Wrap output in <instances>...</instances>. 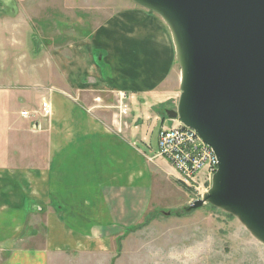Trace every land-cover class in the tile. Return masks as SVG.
<instances>
[{
  "label": "crops",
  "instance_id": "1",
  "mask_svg": "<svg viewBox=\"0 0 264 264\" xmlns=\"http://www.w3.org/2000/svg\"><path fill=\"white\" fill-rule=\"evenodd\" d=\"M28 36L33 32L11 29L0 13V264H54L111 250L144 221L161 174L159 156L139 151L147 139L137 121L161 120V130L180 125L154 113L177 97L160 98L177 57L159 17L135 6L119 10L86 39L68 43L65 57L48 50L53 44L27 50ZM29 53L47 65L31 64ZM11 65L20 67L13 77ZM27 65L35 66L33 76ZM33 80L44 91L40 99L26 95ZM120 92L131 96L125 120L115 109ZM43 98L50 118L21 116L35 111L27 101L40 107Z\"/></svg>",
  "mask_w": 264,
  "mask_h": 264
},
{
  "label": "water",
  "instance_id": "2",
  "mask_svg": "<svg viewBox=\"0 0 264 264\" xmlns=\"http://www.w3.org/2000/svg\"><path fill=\"white\" fill-rule=\"evenodd\" d=\"M168 27L181 71L171 120L213 149L212 205L264 245V0H130Z\"/></svg>",
  "mask_w": 264,
  "mask_h": 264
},
{
  "label": "rangeland",
  "instance_id": "3",
  "mask_svg": "<svg viewBox=\"0 0 264 264\" xmlns=\"http://www.w3.org/2000/svg\"><path fill=\"white\" fill-rule=\"evenodd\" d=\"M131 6L144 10L130 0H0V13L9 18L11 29L25 26L28 35L30 31L33 32L32 38L27 37V50L30 51L34 43L37 47H49L53 44L48 50L52 52L56 48L65 57L68 43L81 42L111 15ZM173 44L177 57L176 46L174 42ZM29 55L31 64L35 63L42 68L47 65L33 57L34 53ZM34 67L27 65L25 70L33 76ZM17 69L11 65V77L16 75ZM181 79L177 63V69L173 71L160 96L164 99L169 95H176V104L167 102L164 103L165 108L156 106L154 110V113H158L165 120L169 119L168 111H177ZM35 85L34 80L27 84L29 89L25 91L26 95L32 94L40 99L44 91L35 90ZM120 93V109H117L118 104L115 109L122 115L121 120H125L124 115L130 114L131 104L128 101L131 96ZM152 103L157 101L153 100ZM25 107L39 109L37 104L31 106L28 101ZM32 111L34 110L29 112ZM136 113L139 115L142 111L138 109ZM143 120L144 124L141 126V121H137V126L141 129L140 132L146 134L147 142L144 145L139 142V151L147 152L150 156H159L154 162L161 170V174L154 175V192L149 213L137 229L127 231L122 239L116 240L111 250L87 255L74 254L54 264H264V245L237 218L210 204L193 208L212 185L202 183L197 189L183 186L175 169L159 155V132L163 122L153 118ZM165 128L170 126L165 124ZM163 163L172 169L174 177L165 175L167 172L160 165ZM149 164L150 169L154 166L153 170H156L155 164ZM204 175V172L200 173L199 179Z\"/></svg>",
  "mask_w": 264,
  "mask_h": 264
},
{
  "label": "built area",
  "instance_id": "4",
  "mask_svg": "<svg viewBox=\"0 0 264 264\" xmlns=\"http://www.w3.org/2000/svg\"><path fill=\"white\" fill-rule=\"evenodd\" d=\"M126 98V97H125ZM52 107L48 100L41 101L38 110L23 111V118L52 116ZM159 155L175 169L183 186L197 189L202 183L212 185L214 175L218 170V159L196 131L183 125L165 128L159 133ZM204 172L203 178L199 174Z\"/></svg>",
  "mask_w": 264,
  "mask_h": 264
},
{
  "label": "trees",
  "instance_id": "5",
  "mask_svg": "<svg viewBox=\"0 0 264 264\" xmlns=\"http://www.w3.org/2000/svg\"><path fill=\"white\" fill-rule=\"evenodd\" d=\"M164 106H165V105L162 104V106H160V107L165 108ZM166 112H167V110H166ZM166 112H164V113H166ZM161 119H162L163 121L165 120V119H163V117H161ZM139 226H140V225H137V226H135V227H133V228H130L128 231H131V230L137 229Z\"/></svg>",
  "mask_w": 264,
  "mask_h": 264
}]
</instances>
